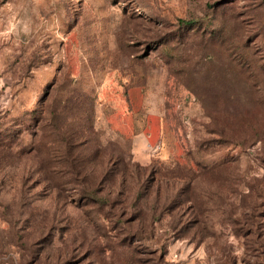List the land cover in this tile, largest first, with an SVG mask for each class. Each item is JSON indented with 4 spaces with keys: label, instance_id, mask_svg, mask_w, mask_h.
Wrapping results in <instances>:
<instances>
[{
    "label": "rangeland",
    "instance_id": "1",
    "mask_svg": "<svg viewBox=\"0 0 264 264\" xmlns=\"http://www.w3.org/2000/svg\"><path fill=\"white\" fill-rule=\"evenodd\" d=\"M0 264H264V0H0Z\"/></svg>",
    "mask_w": 264,
    "mask_h": 264
},
{
    "label": "trees",
    "instance_id": "2",
    "mask_svg": "<svg viewBox=\"0 0 264 264\" xmlns=\"http://www.w3.org/2000/svg\"><path fill=\"white\" fill-rule=\"evenodd\" d=\"M183 25L189 26L192 22L191 21H180ZM85 140V139H84ZM83 140V141H84ZM81 142V144H76V147L67 144L61 149H51L53 157H59L64 159V163L61 164V169L67 170L68 178H65L63 181L64 185H76L79 186L81 182L79 181L82 171H83V163L81 162L84 158V150H82V146H85V142ZM49 171V168L46 169ZM86 180V177L83 178V181ZM81 196L87 202H94L98 203L100 207H104L109 205L107 199H103V197L99 196V194L94 190L91 189L89 186H84L81 190ZM112 206H110L111 208Z\"/></svg>",
    "mask_w": 264,
    "mask_h": 264
}]
</instances>
